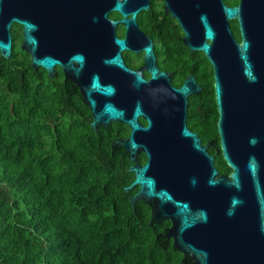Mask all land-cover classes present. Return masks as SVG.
Here are the masks:
<instances>
[{
  "label": "water",
  "instance_id": "obj_1",
  "mask_svg": "<svg viewBox=\"0 0 264 264\" xmlns=\"http://www.w3.org/2000/svg\"><path fill=\"white\" fill-rule=\"evenodd\" d=\"M149 1L0 0V52L11 57V29L18 24L23 28L22 50L31 55L32 67L54 76L55 66L63 63L51 48L63 33L74 35L76 46L89 44L95 74L85 78L83 101L94 131L111 123L131 129L130 137L117 144L135 163L130 168L135 179L125 188L126 193L140 188L130 198L133 210L137 201L154 202L152 222L171 221L168 239L185 264H264V0H243L236 8L219 0L208 16L203 4L185 9V43L191 51L203 52L214 69L229 176L219 175L214 157L186 126L194 78L180 89L156 86L166 74L157 69L152 47L145 48L150 81L124 64L121 53L129 41L137 43V19L148 11ZM114 13L121 18L111 19ZM236 19L241 42L230 27ZM118 25L127 29L124 40L115 36ZM85 64V56L75 54L66 68L79 77ZM139 149L148 157L145 166L137 163Z\"/></svg>",
  "mask_w": 264,
  "mask_h": 264
},
{
  "label": "trees",
  "instance_id": "obj_2",
  "mask_svg": "<svg viewBox=\"0 0 264 264\" xmlns=\"http://www.w3.org/2000/svg\"><path fill=\"white\" fill-rule=\"evenodd\" d=\"M11 33V57L0 52V264H185L143 204L133 210L131 163L112 145L125 126L94 131L81 96L51 91L22 27Z\"/></svg>",
  "mask_w": 264,
  "mask_h": 264
},
{
  "label": "flooded vegetation",
  "instance_id": "obj_3",
  "mask_svg": "<svg viewBox=\"0 0 264 264\" xmlns=\"http://www.w3.org/2000/svg\"><path fill=\"white\" fill-rule=\"evenodd\" d=\"M222 2L227 7L236 8L242 6L244 1L222 0ZM191 3L196 6H201V4H203V13L208 16L211 15L209 13L218 7L219 0H150L148 11H142L137 19L138 27L141 31L137 43L129 41V48L124 50L121 53V56L128 69L133 72H141L143 78L148 82L151 79V74L146 69L145 48L152 47L157 69L160 73L166 74L165 78H160L154 83L158 87L168 88L171 86L172 88L180 89L184 86L187 79L194 78L195 84L194 88H192L194 92L187 98L186 126L197 136L200 140L201 146L207 147V152L214 157V165L218 170L219 175L229 176L232 170L229 173L221 171V167L226 161L223 156L221 136L218 127L221 115L215 95L214 69L203 52H193L185 43V28L187 27L185 9L190 6ZM120 18L111 17L113 20H119ZM230 27L232 31L234 28H238L240 33L241 25L238 19L230 21ZM126 34L127 29L124 26L118 25L116 27L115 36L118 39L124 40ZM77 44L78 46L75 45L74 35L72 36L70 32L63 33L61 39L58 40L56 47L51 48L52 54L63 64L55 66L54 76H50L49 72L44 68H40V70L54 82L51 91L67 95L77 94L81 96L83 101L82 86L85 82L86 76L89 80L90 76L95 74V65L93 63L92 48L90 45L84 43L80 44L79 42ZM75 54H81L86 58V64L79 74V77H75L73 72L67 71L66 68L70 58ZM73 65L77 67L76 63H73ZM100 75L103 77L104 72H100ZM212 79L214 80L213 91L209 89V84ZM123 85L124 82H121L120 86L122 87ZM196 88H200V90L196 92ZM139 122L144 127L147 126V122L144 118H140ZM113 124L116 123H111L109 127ZM117 124L125 126L126 134L117 138L112 145L116 150H121L125 157H127L131 163L129 166L130 172V168L135 163L130 161L126 149L124 147H119L117 142H124L128 139L131 134V129L125 124ZM101 128L103 127H100L99 130ZM139 141L140 140L138 139V142ZM184 141L185 143L187 142V140ZM188 144L190 145V142H188ZM147 162L148 157L146 153L142 149H139L137 152V163L141 166H145ZM154 178L159 182L157 175L154 176ZM157 184L158 188H160L159 183ZM135 189H137L136 193L140 190L139 187H136ZM168 191L170 190L168 189ZM135 194L133 196H135ZM139 202H141L145 208V211L141 210V215L149 216L151 225H154L155 223L161 225L159 226V230L154 233L155 238H166V242H170L172 239H168V234L172 227L171 221L164 220L162 222H152L154 202L137 201L136 204ZM167 221L171 223V226L166 228V226L162 224ZM155 228L156 227H154V229Z\"/></svg>",
  "mask_w": 264,
  "mask_h": 264
}]
</instances>
